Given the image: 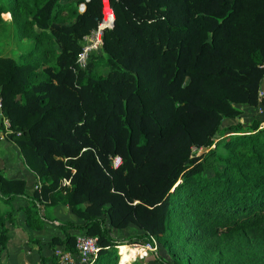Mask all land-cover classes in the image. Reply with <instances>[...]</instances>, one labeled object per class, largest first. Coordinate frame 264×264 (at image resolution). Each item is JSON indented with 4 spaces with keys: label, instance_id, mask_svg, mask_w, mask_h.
Instances as JSON below:
<instances>
[{
    "label": "trees",
    "instance_id": "trees-1",
    "mask_svg": "<svg viewBox=\"0 0 264 264\" xmlns=\"http://www.w3.org/2000/svg\"><path fill=\"white\" fill-rule=\"evenodd\" d=\"M108 1L114 26L81 69L102 0H0V50H20L0 54L2 115L40 185L15 209L26 184L0 173V264L15 213L41 226L42 203L82 221L60 223L52 246L97 238L92 264L117 263L107 221L171 264H264V127L238 121L264 109V0Z\"/></svg>",
    "mask_w": 264,
    "mask_h": 264
},
{
    "label": "rangeland",
    "instance_id": "rangeland-1",
    "mask_svg": "<svg viewBox=\"0 0 264 264\" xmlns=\"http://www.w3.org/2000/svg\"><path fill=\"white\" fill-rule=\"evenodd\" d=\"M104 1L106 2L107 0ZM83 8L84 7L81 6L80 11H83ZM103 15L105 16V13H103ZM2 19L7 23L10 22L9 16H2ZM14 46L15 45L11 43V48H7L5 52H2L0 50V54L2 53L6 56L16 57L20 53V50L18 51L17 49H14ZM93 70L97 71L98 74H105L107 71V69L103 66L93 67ZM260 94L264 96V78L261 83L259 95ZM243 110L244 111L242 117L238 119L240 123L251 124L253 120L256 119L261 121L260 127H264L263 108H246ZM208 151L209 149L197 150L193 148L192 155L198 157L206 154ZM63 181L64 180L61 181L62 186H64ZM67 181H69L70 185V180L67 179ZM69 185L64 187H69ZM62 207L64 206L60 204L51 206L47 203L45 205L44 203H42L41 205H39L38 215L41 218L43 225L38 227L36 223H33L31 227L26 226V215L23 213V211H21L22 218L14 217V227L11 228V230L10 227L8 229V235L10 233V236H12L14 240L12 243L10 242L11 240H9L7 243V253H3L1 257L3 264H39V249L41 250V253L45 258L54 259V263L50 262L48 264H59L58 258L55 256V251L62 247H60L59 245H51L53 239L63 237V233L59 229L58 225L64 222H69L76 225L82 224V221L74 214H72L67 207H64L65 209ZM105 225L109 230L112 239L119 244H122L117 247L119 256L118 260H116V264H120L121 261L123 262V264H134L136 262L137 264H171L172 260L169 254L157 241L153 240V245H148L149 248L146 247L147 245L141 246L134 243L136 242L135 239L137 238V236L142 234L139 228L135 225L129 224L128 227L123 230L112 228L108 221ZM121 252L123 254H121ZM72 258L75 264L80 263L77 252L75 254H72ZM197 259H199L198 256ZM103 260L108 264L112 263L110 261V257L106 256ZM196 264H200V262H197Z\"/></svg>",
    "mask_w": 264,
    "mask_h": 264
},
{
    "label": "built area",
    "instance_id": "built-area-1",
    "mask_svg": "<svg viewBox=\"0 0 264 264\" xmlns=\"http://www.w3.org/2000/svg\"><path fill=\"white\" fill-rule=\"evenodd\" d=\"M103 1V15L100 22H98L97 27L90 32L87 36H84L80 40L81 52L77 57V65L84 69L87 66L88 57L92 54H96L100 51L102 47V36L105 30H110L114 26V13L109 6V1ZM262 95V94H261ZM0 121L5 126L6 130L9 129V121L4 118L2 115V99L0 97ZM120 164V159L115 158L113 160V166L117 167ZM64 186L69 185V181H63ZM40 185L36 183L34 185V190L39 191ZM150 246V245H149ZM147 245L146 247L149 248ZM75 249L78 254V258L80 259L79 264H92L94 260L98 257L100 252V247L97 242V238L87 236L82 232H75ZM116 249H118L116 247ZM55 256L58 258L59 264H75L72 253L66 251L64 248H59L55 251ZM119 256V255H118Z\"/></svg>",
    "mask_w": 264,
    "mask_h": 264
},
{
    "label": "crops",
    "instance_id": "crops-1",
    "mask_svg": "<svg viewBox=\"0 0 264 264\" xmlns=\"http://www.w3.org/2000/svg\"><path fill=\"white\" fill-rule=\"evenodd\" d=\"M0 173L5 178L23 180L25 182L26 184L25 195L22 198L16 199L13 202V206L15 209H19L25 206L26 202L28 201V198H30L34 192V185L36 184L37 179L25 167L21 159V155L18 147L12 141L9 140L7 136V130L1 121H0ZM15 217L22 218L21 211L16 212ZM11 228L13 227H10V230ZM9 240H11L10 242L12 243L14 239L12 238V236H10Z\"/></svg>",
    "mask_w": 264,
    "mask_h": 264
},
{
    "label": "bare ground",
    "instance_id": "bare-ground-1",
    "mask_svg": "<svg viewBox=\"0 0 264 264\" xmlns=\"http://www.w3.org/2000/svg\"><path fill=\"white\" fill-rule=\"evenodd\" d=\"M122 251V250H121Z\"/></svg>",
    "mask_w": 264,
    "mask_h": 264
}]
</instances>
